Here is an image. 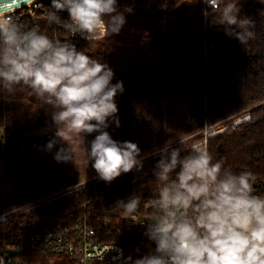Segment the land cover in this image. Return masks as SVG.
<instances>
[{
	"label": "trees",
	"instance_id": "trees-1",
	"mask_svg": "<svg viewBox=\"0 0 264 264\" xmlns=\"http://www.w3.org/2000/svg\"><path fill=\"white\" fill-rule=\"evenodd\" d=\"M118 9L126 19L119 34L105 32L76 48L106 63L114 72L113 84L123 83L127 92L117 102L119 127L110 120L106 131L118 142L137 144L143 167L122 173L111 183L98 177L74 190L75 186L67 188L68 174L61 165L31 167L1 200L2 211L43 201L0 223V253L13 248V264H53L54 257L34 246V235L79 218L97 223L111 217L122 228L112 238L135 248L141 234L114 218L117 211L112 209L132 190L154 180L159 156L150 153L246 109L251 120L210 139L207 148L233 171L255 173L254 185L264 195V0H240V15L255 23V38L245 45L225 34L217 9H208L201 0H188L179 9L154 7L150 13L120 4ZM52 111L23 85L11 95L0 91V130L51 119ZM97 134L84 135L87 146ZM55 258L57 264H74L66 256Z\"/></svg>",
	"mask_w": 264,
	"mask_h": 264
},
{
	"label": "clouds",
	"instance_id": "clouds-1",
	"mask_svg": "<svg viewBox=\"0 0 264 264\" xmlns=\"http://www.w3.org/2000/svg\"><path fill=\"white\" fill-rule=\"evenodd\" d=\"M210 3L226 35L242 45L255 38V23L240 15V0ZM64 11L66 20L58 15ZM46 21L85 40L101 26L106 36L119 34L126 23L117 0H52ZM113 78L106 63L70 40L53 39L38 26L25 27L13 15L0 14V91L11 95L23 85L51 106L55 138L67 145L54 159L74 162L80 152L106 183L141 170L144 158L137 144L118 142L106 131L110 120L119 127L115 97L124 91L123 83L113 84ZM93 132L98 134L86 148L83 137ZM179 144L166 142L153 153L159 156L153 169L157 189L144 235L155 247L140 258L126 257L123 264H264V195L254 191L256 174L233 171L204 145L185 151ZM142 201L141 193H133L118 200L112 211L132 215ZM19 210L27 213L28 208Z\"/></svg>",
	"mask_w": 264,
	"mask_h": 264
},
{
	"label": "built area",
	"instance_id": "built-area-1",
	"mask_svg": "<svg viewBox=\"0 0 264 264\" xmlns=\"http://www.w3.org/2000/svg\"><path fill=\"white\" fill-rule=\"evenodd\" d=\"M208 9H215L211 5L210 0H201ZM52 0H31L22 6L15 7L0 14H10L18 18L20 23L25 27L38 26L40 29L45 30L47 34L53 39L70 40L75 46L86 41L80 35L72 36L69 32L65 31L62 26L52 24L49 25L46 21L48 9L51 8ZM122 8L136 9L140 8L150 13L152 8L170 9L174 6L173 0H120L117 2ZM58 15L62 20L68 19L67 11L60 12ZM105 27L101 26L98 33L92 38L101 37L105 34ZM91 38V39H92ZM251 120L250 109L243 110L231 117L219 121L212 125H205L197 133L192 134L188 138H182L172 143V147H180L179 142L187 144L192 140L194 143L184 146V150H189L197 144L208 146L210 139L220 135L230 133L238 127L248 123ZM155 150L150 153V157ZM154 180L142 184L136 189L132 190L124 197L126 201L133 193H141L142 204L139 210L132 215H126L123 211H117L114 218L123 220L133 225L141 234L142 240L135 248H127V246L120 241L114 240L112 235L116 232L118 235L122 233V228L119 223L112 221L111 217L98 221L97 223L89 222L86 218H79L75 222L68 225L61 226L56 229L48 230L45 232L37 233L33 237V244L44 255L57 257L66 256L73 260L74 264H123L126 257L131 256L133 259L140 258L146 254L150 248L154 249V244L144 235L146 223H150L151 204L152 198L157 189V184L153 183ZM79 187V186H77ZM74 187L72 190H74ZM254 191L257 194L259 190L254 185ZM38 201V200H37ZM43 201L34 202L21 205L19 208L12 209L0 214V221H6L13 214L21 212L19 209L23 207L31 208L41 204ZM114 214V212H113ZM5 231V230H4ZM13 248L9 247L0 253V264H13Z\"/></svg>",
	"mask_w": 264,
	"mask_h": 264
},
{
	"label": "rangeland",
	"instance_id": "rangeland-1",
	"mask_svg": "<svg viewBox=\"0 0 264 264\" xmlns=\"http://www.w3.org/2000/svg\"><path fill=\"white\" fill-rule=\"evenodd\" d=\"M173 1V7L179 9L188 0ZM126 92L117 94L115 97L116 104ZM55 132L56 128L52 119L41 120L27 127L14 130H9L7 128L0 130V214L6 212L5 210H1V200L5 190L10 187L13 182L24 177L27 171L35 165L47 163L61 165L68 174L69 184L67 188L70 186H81L94 178H98L97 173L91 166L92 162L89 161L86 165L83 154L80 152H76L74 162L71 159L63 162H57L54 159V155L60 147H67L66 144H63L58 138H55ZM54 138L57 142L49 151L46 149V145ZM83 139L84 146L87 148L85 136ZM195 141L196 140H192L182 145L184 147ZM33 201L38 202L37 199ZM16 208L19 207H14L9 210ZM6 221H0V223ZM52 263L57 264L55 257L52 258Z\"/></svg>",
	"mask_w": 264,
	"mask_h": 264
},
{
	"label": "water",
	"instance_id": "water-1",
	"mask_svg": "<svg viewBox=\"0 0 264 264\" xmlns=\"http://www.w3.org/2000/svg\"><path fill=\"white\" fill-rule=\"evenodd\" d=\"M31 0H0V12L22 6Z\"/></svg>",
	"mask_w": 264,
	"mask_h": 264
}]
</instances>
